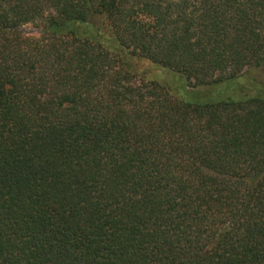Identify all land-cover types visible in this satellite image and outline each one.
Here are the masks:
<instances>
[{"label": "trees", "instance_id": "16d2710c", "mask_svg": "<svg viewBox=\"0 0 264 264\" xmlns=\"http://www.w3.org/2000/svg\"><path fill=\"white\" fill-rule=\"evenodd\" d=\"M253 70L264 0H0V264H264Z\"/></svg>", "mask_w": 264, "mask_h": 264}, {"label": "rangeland", "instance_id": "374dc122", "mask_svg": "<svg viewBox=\"0 0 264 264\" xmlns=\"http://www.w3.org/2000/svg\"><path fill=\"white\" fill-rule=\"evenodd\" d=\"M40 29L41 28L39 24H29L24 27L25 33L30 37H38ZM123 58H125V61L128 59L125 54H123ZM134 67L136 68L135 70L138 72V75H141L142 77L147 76L150 80H157L160 82L166 81L175 92L180 95L182 94L180 87V79L178 77H175L170 72H167L159 66H156L146 60H136L134 62ZM135 81L137 82L139 80L135 79ZM237 81L239 82V84H242L244 86V89H246L248 93L253 95L254 91L259 90V88L261 87H264V71L253 70L246 77H241ZM232 87L235 88L230 91V95L228 96H234L237 99H241L244 93L239 94L236 89L238 87L236 86V82L232 84Z\"/></svg>", "mask_w": 264, "mask_h": 264}]
</instances>
